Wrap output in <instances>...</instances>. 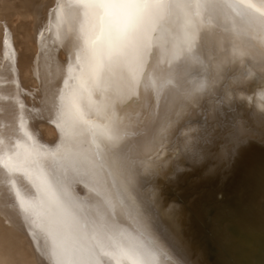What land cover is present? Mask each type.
Here are the masks:
<instances>
[{"label": "bare ground", "instance_id": "obj_1", "mask_svg": "<svg viewBox=\"0 0 264 264\" xmlns=\"http://www.w3.org/2000/svg\"><path fill=\"white\" fill-rule=\"evenodd\" d=\"M17 1L0 0V20L11 5L35 15L34 31L26 32L42 48L34 53L24 45L23 63L36 55V62H45L38 68L42 77L53 84L27 93V103L39 105L31 111L18 98L17 70L6 66L0 216L19 211L27 235L11 231L14 225L0 226L6 254L0 264L15 261L14 249L21 264H204L188 245L204 215L197 209L200 195L184 206L162 190L182 182L196 186L205 168L210 179L220 168L216 173L236 192L254 174L261 147L241 137L250 126L237 113L253 71L264 80V0H159L125 37L122 17L96 0ZM4 30L5 38L16 31ZM63 92L85 106L74 112L82 121L78 131L68 128ZM253 101L257 116L264 114V88ZM44 119H53L56 128L49 134L42 129L54 137L46 147L28 142ZM227 125L232 132L226 133ZM222 143L220 166L211 152ZM76 215L86 231L83 225L74 229Z\"/></svg>", "mask_w": 264, "mask_h": 264}, {"label": "water", "instance_id": "obj_2", "mask_svg": "<svg viewBox=\"0 0 264 264\" xmlns=\"http://www.w3.org/2000/svg\"><path fill=\"white\" fill-rule=\"evenodd\" d=\"M236 73H239L238 68ZM250 81L237 114L241 115L238 121L250 126L245 128L241 137L261 147V158L255 160L259 163L253 168L254 174L246 175L237 185L236 192L228 188L229 183L224 182L220 173H216L217 170L220 172V168H213L215 176L211 179L208 176L204 178V172L209 169L205 168L198 177L202 178L201 182L195 179L198 183L196 186H191L189 182L177 183L167 189H164L166 184L161 186L164 196L172 200L174 198L173 201L184 206L195 195H200L197 201V207L200 208L197 209L204 215L198 222L200 229L195 227L188 245L196 251L197 256H202L204 264H264V114L257 116L253 101L257 91L264 88V80L253 71ZM254 118L259 122L254 121ZM229 127L227 125L225 128L228 129L226 133L232 132ZM223 148L222 143L219 151L211 152L212 159L215 153L220 158V166L224 163ZM185 188L189 190L185 191ZM183 190L187 192L185 196L180 194Z\"/></svg>", "mask_w": 264, "mask_h": 264}, {"label": "rangeland", "instance_id": "obj_3", "mask_svg": "<svg viewBox=\"0 0 264 264\" xmlns=\"http://www.w3.org/2000/svg\"><path fill=\"white\" fill-rule=\"evenodd\" d=\"M14 1L15 0H13V2L12 3H14ZM15 3H19V0L17 1V2H15ZM14 8V9H16L15 10V12L17 13H15L14 12V9L12 10V8ZM11 7H10V12H11V14H9V12H7V15H6V19H4V18H2L1 20H0V34H1V37H0V65L2 64V66H0V67H2V68H5L4 70L3 69H1L0 68V86H4L7 82H8V80H9V74H7V73H5V70L7 69V67H12V68H14L15 70H17V72H16V79H14V84H16V85H18L19 86V92H18V98H20L21 100H24V104L27 106V108L29 109V110H31V111H33V110H35V109H37L38 107L37 106H39L38 104H36V103H34V101H32L31 103H32V105L30 104H28L27 102H29L30 103V100L28 101V99H29V96H28V94H30V93H32L33 92V90L34 91H36V90H41L42 88L44 89V87L47 85V84H49V83H51V84H53V79L52 80H50L49 82L47 81L46 82V80L42 77V76H45L44 75V73L43 72H41V71H39L38 70V68H40V67H43L44 65H45V62H42V61H38V62H36V60H37V56L36 55H33L32 56V58L35 60V61H33V62H24L23 63V61L25 60V57L23 56V55H21L22 54V52L23 51H25V49H26V47H28L29 45H30V49H31V51L33 50V51H35V50H37L36 52H34V53H37L38 52V50H41V48H42V46H41V44H38V43H36L35 41L34 42H32V41H30L31 39H28V37L29 38H32V37H30L29 36V34H27V30H29V31H34V29H35V23H36V18H35V15L34 14H32L31 12L30 13H28V11H26V9H24V8H22L21 7V9H19L20 7H16V5L15 6H13V5H11ZM23 9V10H22ZM32 9V8H31ZM12 10V11H11ZM20 10H21V12H20ZM26 11V14L27 15H25V11ZM24 11V12H23ZM19 12V13H18ZM22 13H24V15L27 17V19H29V23H28V20L25 18V16L22 14ZM31 14V15H30ZM14 15V16H13ZM21 15H23V17H21ZM34 15V16H33ZM19 16V17H18ZM29 16V17H28ZM40 16H42V15H40ZM23 18L25 19L24 21H23ZM32 18L35 20H32ZM45 19V18H44ZM25 21H27L26 23H24ZM46 21V20H45ZM4 24V25H3ZM24 24V25H23ZM25 24H27V25H25ZM21 25V26H20ZM31 25V26H30ZM16 26V27H15ZM28 27V29H27V27ZM32 26H33V28H32ZM16 29H15V28ZM30 27H31V29H30ZM7 28H10L12 31L13 30H16V31H19V32H17L16 33V31H14V32H12L11 34L9 33V34H6V38L4 37L5 36V30L4 29H7ZM25 31V33H24V31ZM3 30V31H2ZM20 30H21V32H20ZM4 35H3V34ZM15 33L17 34V37L16 36H14L15 35ZM19 33H21V34H19ZM19 34V35H18ZM24 34V35H23ZM27 34V35H26ZM2 35H3V37H2ZM24 36V38L26 39V40H29V41H27V43L26 44H23L24 42H25V40H24V38H23V36ZM15 39H16V41H15ZM23 39V40H22ZM33 39V38H32ZM6 41V42H5ZM1 42H2V44H1ZM30 42V43H29ZM9 43H10V45H9ZM29 43V44H28ZM5 44V45H4ZM34 44V45H33ZM2 45V46H1ZM8 45V46H7ZM24 45L26 46V47H24ZM32 45V46H31ZM35 46V48H33ZM24 48V49H23ZM33 48V49H32ZM7 49H8V51H7ZM17 50V51H16ZM10 51H11V53H10ZM32 51V52H33ZM7 52V53H6ZM8 53H10L9 55H8ZM49 54V53H48ZM19 56H21V57H19ZM39 56V55H38ZM17 57V58H16ZM7 58H8V60H7ZM10 58H12V59H10ZM23 59V60H22ZM16 60V61H15ZM5 61V62H4ZM9 63H8V62ZM22 61V62H21ZM3 62H4V64H3ZM7 62V63H6ZM15 63V64H14ZM20 63H22V64H20ZM37 63V64H36ZM7 64H9V65H7ZM18 64V65H17ZM44 64V65H43ZM4 65V66H3ZM25 65V66H24ZM7 66V67H6ZM37 66V67H36ZM29 69V70H28ZM4 72H3V71ZM32 70V71H31ZM34 70V71H33ZM2 71V72H1ZM19 71V72H18ZM21 72V73H20ZM30 72V75H28V73ZM21 74V75H20ZM28 75V76H27ZM39 76V77H38ZM33 78V79H32ZM49 78H51V77H49ZM3 79V80H2ZM41 79V80H40ZM31 80V81H30ZM29 81V82H28ZM38 82V84L37 85H35L37 82ZM35 83V84H34ZM47 83V84H46ZM30 84V85H29ZM46 84V85H45ZM43 85V86H42ZM36 86V87H35ZM38 87V88H37ZM29 89H31L30 91H29ZM2 92V91H1ZM21 92V93H20ZM20 93V94H19ZM28 93V94H27ZM68 94V95H67ZM3 95H6L5 94V92H3ZM76 94H74V95H72L71 93H69V92H63V94H62V96H63V102H64V108L66 109V111L68 112V118L71 120L70 122L71 123H69L70 125L68 126V128L70 127V129H72V128H75V126H77L75 129L78 131V129H82V121H81V119L80 118H78L77 116H76V114L74 113L75 112V109H76V111H77V113L78 112H80V113H82V112H84L85 111V109H84V107H80V106H77V104L76 103H78L77 102V98H76V96H75ZM66 96V97H65ZM75 96V97H74ZM68 97V98H67ZM4 98H6L7 99V96L6 97H4ZM4 98H2V100H4ZM27 98V99H26ZM74 98V99H73ZM70 101H69V100ZM54 101V100H53ZM68 102V103H67ZM51 103V102H50ZM66 103V104H65ZM55 105V104H54ZM54 105H50L51 107H53ZM56 105H57V103H56ZM68 105H70V106H68ZM74 105V106H73ZM35 108H34V107ZM49 105H48V107H50ZM51 107L49 108V110H51ZM76 107V108H75ZM79 107V108H78ZM69 108V109H68ZM79 109V110H78ZM81 110V111H80ZM31 116V118L34 120V122H39V119L40 118H38L37 117V115L36 114H31L30 115ZM77 117V119H75ZM78 120H80V121H78ZM77 122V125L75 124ZM51 123H53L54 124V120L53 119H44V120H42V123H41V127L40 126H37L36 127V129H37V131L35 132V135H36V137H34V140L33 139H29L28 140V142H36L37 144H42L43 146H49L50 144L51 145H53V144H55V142H53V136H51V137H48L49 138V140H48V138H47V136H45L44 135V133L46 132V133H52V132H54L55 133V131H56V128H55V126L52 124V126H50L51 125ZM45 125H47L48 127L46 128L45 127ZM36 126V125H35ZM52 127H54L55 128V130H54V128H51ZM41 129V130H40ZM42 129H44V131L42 130ZM50 131H48V130ZM51 129V130H50ZM54 130V131H53ZM45 133V134H46ZM41 138H43V139H41ZM52 140H51V139ZM80 138V137H79ZM41 140H42V142H41ZM50 143V144H49ZM57 144V143H56ZM68 156L69 157H71V159H73L74 157H75V151H74V148H69V150H68ZM72 168V166H70V169ZM72 171V170H71ZM77 179V178H75V176H73L72 177V179ZM66 182H67V184H69L70 183V180H69V178L66 180ZM78 184L80 185L81 183L80 182H78ZM19 211H15L14 213H12V214H7V215H5V216H0V226H5V225H11V226H13L14 225V228L11 230V231H13V232H18L19 234H21L22 233V235L24 234L22 231H24L25 232V234L27 235V233H26V228H25V220L22 218V216H21V214L20 213H18ZM18 213V214H17ZM77 216V217H76ZM76 216H74V217H76V218H74L73 219V223H74V225H75V230L77 231L79 228L81 229L82 228V225H83V228L85 229L84 231H86V227H85V224L83 223V220H81V218L80 217H78V215H76ZM17 218H19V219H17ZM8 219H10V221L12 222V223H10V222H8ZM78 219V220H77ZM80 219V220H79ZM7 222H6V221ZM20 222H19V221ZM81 221H82V223H81ZM18 222V223H17ZM21 222H23V223H21ZM77 222H79L81 225H77ZM78 223V224H79ZM17 224V225H16ZM21 224V225H20ZM19 225V226H18ZM24 225V226H23ZM15 226H17V227H15ZM81 226V227H80ZM19 227H21V228H19ZM17 228V229H16ZM19 228V229H18ZM78 228V229H77ZM82 228V229H83ZM16 229V230H15ZM82 229L80 230V231H82ZM10 232V231H9ZM78 232H79V230H78ZM2 235H4V233L2 234ZM6 236V234L4 235V237ZM25 236V235H24ZM23 236V237H24ZM7 237V236H6ZM24 241V240H23ZM22 241V242H23ZM29 242V243H28ZM27 243H28V247H29V244H31V241H28ZM23 245H24V243H23ZM26 247H27V245H26ZM27 247V248H28ZM30 248V247H29ZM1 249V248H0ZM30 250V249H29ZM3 253V255H2V253ZM1 252H0V260H2L3 259V257L4 258H6V254L4 253V250L3 249H1ZM13 253H14V255L16 256V258H14L15 259V261L12 263V264H18V262H20L19 264H21V262L22 261H24V258H22V256L17 252V249H14L13 251H12ZM16 252V253H15ZM19 255V256H18ZM20 257V258H19ZM25 257H27V256H25ZM22 258V259H21Z\"/></svg>", "mask_w": 264, "mask_h": 264}, {"label": "snow or ice", "instance_id": "obj_4", "mask_svg": "<svg viewBox=\"0 0 264 264\" xmlns=\"http://www.w3.org/2000/svg\"><path fill=\"white\" fill-rule=\"evenodd\" d=\"M96 2L114 10L122 17L119 31L121 37H125L135 28L139 17L159 0H96Z\"/></svg>", "mask_w": 264, "mask_h": 264}]
</instances>
